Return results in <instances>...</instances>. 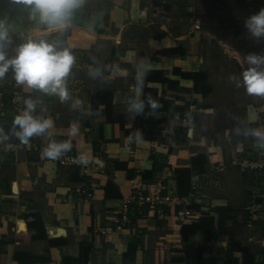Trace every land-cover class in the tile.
Listing matches in <instances>:
<instances>
[{
  "label": "crops",
  "instance_id": "1",
  "mask_svg": "<svg viewBox=\"0 0 264 264\" xmlns=\"http://www.w3.org/2000/svg\"><path fill=\"white\" fill-rule=\"evenodd\" d=\"M19 2L27 26L23 30L15 28L9 9L0 14L16 44L30 31L36 40L59 35L30 21L23 0ZM254 5L264 6V0H86L74 26L59 36L75 56L67 82L70 99L61 102L58 96L26 90L11 71L0 78V91L9 95L19 90L22 100L38 99L35 114L44 109L42 114L54 122L51 137L30 138L39 143V152L10 151L7 143H24L11 135L0 137V264H242L244 247L258 262L263 260L264 223L250 220L247 211L252 175L237 165L256 142L234 129L264 128V97L248 95L228 78L217 79L216 70L225 67L209 60L214 43L229 55L227 42L211 31L215 23L218 32L224 28L238 36L237 21L246 19ZM8 52L14 54L11 48ZM94 61L105 69L118 65L121 71L105 70L93 79L88 70L97 66ZM138 70L144 72L141 92ZM197 80L210 84L212 91L204 96ZM149 96L155 109L147 103ZM130 98L145 101L142 114L128 111ZM77 99L81 106L73 109ZM139 118L149 119L147 128L135 126ZM13 119L0 124V133L10 134ZM72 122L79 126L74 136ZM50 140L68 141L71 148L64 154L85 156L92 163L89 173L45 156ZM200 154L208 164L191 179L188 196L196 194L192 219L181 221L177 205L136 207L124 231L99 232L111 225L136 187L178 195L175 169L191 167ZM221 164L225 172L211 178V170ZM154 167L153 178L143 179ZM257 202L264 207V189ZM35 214L42 229L34 226ZM193 223L200 230L183 239L182 227Z\"/></svg>",
  "mask_w": 264,
  "mask_h": 264
},
{
  "label": "clouds",
  "instance_id": "2",
  "mask_svg": "<svg viewBox=\"0 0 264 264\" xmlns=\"http://www.w3.org/2000/svg\"><path fill=\"white\" fill-rule=\"evenodd\" d=\"M26 12L30 21L43 26L46 32L59 34L53 39L41 38L39 40L31 38V31L17 44L13 55H9L8 49L12 43V36L6 21L0 20V78H3L11 71L16 83L26 90H35L46 95L58 96L61 102L70 99L67 87L68 77L72 72L75 63V56L70 47L65 46L59 38L74 26L75 14L85 7L86 0H23ZM96 20L93 18L88 25L94 29ZM244 27L251 37L264 38V8L257 13L247 17ZM247 67L243 69L240 76H232L236 87H243L250 96L264 97V54L249 53L245 56ZM97 66L90 67L88 74L93 78H101L105 70L121 71L118 65H110L105 69ZM142 67H146L143 65ZM144 87V72L138 70L136 78L137 92H141ZM148 105L155 109L158 105L149 96ZM23 109L13 119L10 134L0 133L3 140H8L9 135L14 136L23 143H28L33 136L47 135L51 137L50 129L54 122L51 118H46L42 113L37 115L38 99L31 96L23 99ZM72 108L81 106L80 100H74ZM145 101L143 99L130 98L128 111L136 115L144 112ZM79 132L78 122L70 124V134L76 135ZM236 135L251 137L261 147L264 148V128H252L237 126L234 129ZM139 138V133L134 134ZM132 139V136L129 137ZM71 144L68 141L57 142L50 140L43 154L51 159L60 158L65 152L70 150ZM79 163L86 164L85 156H80Z\"/></svg>",
  "mask_w": 264,
  "mask_h": 264
},
{
  "label": "built area",
  "instance_id": "3",
  "mask_svg": "<svg viewBox=\"0 0 264 264\" xmlns=\"http://www.w3.org/2000/svg\"><path fill=\"white\" fill-rule=\"evenodd\" d=\"M23 109L22 93L19 90H13L9 95L4 91H0V124L5 120L19 114ZM6 148L10 151L17 150L38 151L39 143L36 140L30 139L28 143L20 145L19 143L9 142ZM46 157H43L45 159ZM79 157L73 154H63L58 159H53L56 163L65 167H78L83 174L89 173L92 168V163L89 161L86 164L78 162ZM237 165L244 172H249L252 175L251 197L252 201L247 211L250 220H258L264 223V207L257 202V198L263 196L264 189V148H261L257 143L251 151L237 159ZM226 170V167L221 164L214 167L209 176L211 178H219ZM193 191L188 197H180L174 193H149L143 187H136L131 195L127 196L111 220V225L101 227L99 232L103 235H108L113 232L124 231L131 222V211L136 207L147 208L150 210H163L166 207L175 205L180 207V220L188 221L194 217V212L191 210V199L195 196Z\"/></svg>",
  "mask_w": 264,
  "mask_h": 264
},
{
  "label": "rangeland",
  "instance_id": "4",
  "mask_svg": "<svg viewBox=\"0 0 264 264\" xmlns=\"http://www.w3.org/2000/svg\"><path fill=\"white\" fill-rule=\"evenodd\" d=\"M261 8H264L263 5H254L252 7L248 8V17L257 13ZM244 21L243 20L237 21L239 24V34L238 36L233 35L228 31V29L225 31L224 28H222V31H217L218 24L215 23L214 27L211 28V31L215 30L219 37L222 38L225 42H227L228 48L227 52L228 54H224V48L219 47L217 43H214V46L212 45L213 49L210 52V61L213 62L215 65L217 63H222L225 67L224 70H216L217 73V79L219 78H228L231 82H234L231 77L232 76H240L241 72L243 71L244 67H240L237 63H246L245 62V56L249 53H259L264 54V38H254L251 37L250 34H248L246 28L244 27ZM233 24V23H231ZM227 26V25H226ZM17 39L16 37L12 36V43L10 44L9 48L14 49ZM235 50L238 51L237 53H230L234 52ZM213 67V65H212ZM214 71V70H213ZM211 69V72H213ZM215 72V71H214ZM241 89V88H240Z\"/></svg>",
  "mask_w": 264,
  "mask_h": 264
},
{
  "label": "trees",
  "instance_id": "5",
  "mask_svg": "<svg viewBox=\"0 0 264 264\" xmlns=\"http://www.w3.org/2000/svg\"><path fill=\"white\" fill-rule=\"evenodd\" d=\"M185 76L192 78L193 75L192 74H186ZM196 84L198 86V91L201 92L204 96H206L207 94H209L212 91V87L210 84H208L205 81H196ZM148 94V92H147ZM139 123L136 122L137 124H135V126H139V128H147L148 124H149V119L146 122V120L139 118L138 119ZM143 122V124H142ZM177 141L178 139L175 138ZM207 164H208V160L207 157L205 155H197L196 157H193L192 159V165L191 167H187V168H176L174 173L176 176V181H177V194L180 197H185L188 196L189 193L191 192V179L194 173H204L206 171L207 168ZM121 168H124L127 170V166L126 165H121ZM156 167H154V169L148 171V172H144L143 174V179H152L153 178V174L156 172ZM129 172V171H128ZM131 174V173H130ZM36 219V222L34 224V226L37 228H43V223L41 221V219L39 218V215H33ZM30 228H31V224H30ZM262 229V237L264 238V225L261 226ZM200 230L199 227V223H193L192 225H184L181 229V233L183 236V239H186L187 237H192L193 235H195L196 233H198V231ZM242 254H243V262L242 264H264V258L262 261L258 262L256 260V255L255 253H253L249 248H242L240 249ZM263 255H264V250H263Z\"/></svg>",
  "mask_w": 264,
  "mask_h": 264
},
{
  "label": "water",
  "instance_id": "6",
  "mask_svg": "<svg viewBox=\"0 0 264 264\" xmlns=\"http://www.w3.org/2000/svg\"><path fill=\"white\" fill-rule=\"evenodd\" d=\"M4 9L10 10L11 17H13L15 19V21L17 22L15 25L16 29L23 30L24 28L27 27L19 0H3V1H1L0 2V14L4 11ZM252 116H253L252 120L256 121L257 114H254Z\"/></svg>",
  "mask_w": 264,
  "mask_h": 264
}]
</instances>
